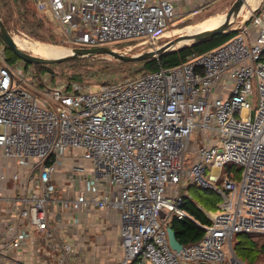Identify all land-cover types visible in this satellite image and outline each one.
Returning a JSON list of instances; mask_svg holds the SVG:
<instances>
[{"label":"built area","instance_id":"2783aa9c","mask_svg":"<svg viewBox=\"0 0 264 264\" xmlns=\"http://www.w3.org/2000/svg\"><path fill=\"white\" fill-rule=\"evenodd\" d=\"M31 2L76 46L125 43L129 53L160 47L175 16V0ZM263 3L216 48L112 83L43 82L24 60L2 59L0 156L22 161L26 173L0 174V181L16 182L17 204L3 225L8 239L0 256L25 243L28 223L44 235L56 264H79L77 248L53 221L48 184L72 148L89 154L93 170L86 189L110 187L99 196L58 203L72 210L92 204L119 210L121 264H227L224 245L236 233L264 234ZM197 130L204 141L188 169ZM228 165L242 168L239 178L227 174ZM190 182L218 193L221 201L217 211L205 210L211 223L199 222L203 236L175 249L168 227L172 218H191L183 192Z\"/></svg>","mask_w":264,"mask_h":264},{"label":"crops","instance_id":"0c3cea01","mask_svg":"<svg viewBox=\"0 0 264 264\" xmlns=\"http://www.w3.org/2000/svg\"><path fill=\"white\" fill-rule=\"evenodd\" d=\"M220 1L175 0L174 17L187 21L207 11H211L207 13H217L223 9ZM75 149L80 148H72L66 153L65 158L56 166V170L48 182L52 189V196L55 198V201L51 203V209L54 213L53 221L60 225L62 232L77 248L79 264H121L123 259L122 219L119 210L99 208L93 204L89 208L81 207L72 210L66 209L58 203L60 198L99 196L110 187L107 184H100L94 191L86 189L85 177L91 174L93 170L91 160L88 168L75 164V161H72ZM14 172H19L21 176L26 173L22 161L18 162L0 156V174L12 175ZM80 173L82 174L79 177ZM15 185L16 182L5 183L0 181V195L8 197V200H0V245L8 239L3 225L14 217L13 213L17 205L16 202L12 201ZM31 185L34 187L33 183ZM188 186L187 188H189ZM185 195L197 203L201 209L206 210L200 202H196L189 195V190H186V187ZM218 196L221 201V196L219 194ZM220 201L217 202V206ZM58 213L60 218L57 217ZM25 227L28 231L25 243L18 248L5 250L0 256V264H56L44 235L34 231L28 223Z\"/></svg>","mask_w":264,"mask_h":264},{"label":"rangeland","instance_id":"374dc122","mask_svg":"<svg viewBox=\"0 0 264 264\" xmlns=\"http://www.w3.org/2000/svg\"><path fill=\"white\" fill-rule=\"evenodd\" d=\"M235 0H221L220 2L222 3V11H219L217 13H207V12H211V11H207L205 13H201L198 14L195 18H190L187 21H183L178 17H173L171 20L169 19L168 21V25L166 28V30H164L166 32V35L162 38V40L159 42L160 45H163L165 43H167L169 40L174 39L175 37H177L178 35H180L181 33H173L172 35L167 36V33L169 31L172 30H180L183 29L184 27H187L191 24H195L200 22L201 20L213 16V15H217V14H226V12L229 10V8L232 6L233 2ZM6 5L4 6V12H12L13 15H8L9 17V26L8 29L11 31V33L13 34V36H20L23 38H27L30 40H38L42 43L45 44H50V45H55V46H62L66 49H72L74 47H76V45L74 43H72V41H68V38L65 34V32L62 30V28H60L57 24H55L54 21H52V19L50 18V16L48 15H44L42 13L38 14L37 12V17L43 19L44 21V26L41 28V34L43 36L45 35H49V34H53L55 35V38L58 40V44L52 43L49 40H42L39 37L33 36L30 31L23 25L22 23V19L19 18V13L14 9L13 10V5L10 2H6ZM28 13L31 16L32 12L36 10L35 5L30 1L28 4ZM253 7H256V4H253ZM245 9L247 10V8L245 7ZM263 11H264V3H263ZM263 11H259V14H262ZM7 17V19H8ZM4 20V19H3ZM237 20V24L235 26L238 27L241 23V21L243 20V16H238L236 18ZM5 22V21H4ZM237 29V28H236ZM221 35V34H219ZM230 36H220L217 38H213L212 40L206 41V42H202L201 45L203 47V52H199L196 54H202L205 53L211 49L216 48L217 46L227 42L229 40ZM118 44H122L120 46H117ZM125 43H113V44H109V46H112L113 48L119 50V51H124L125 46L123 45ZM117 46V47H115ZM68 47V48H67ZM148 47H136L133 48V50L130 53H141L144 51H147L149 49H147ZM29 52H32L34 54H37L35 52H33L32 50H28ZM39 55V54H37ZM96 59L91 61L89 64H85L83 66V69H85L86 67L91 69V70H98L101 67H103L104 65H106L108 62H113L115 63V66H117L119 69H117L116 71V75L113 79L120 80L123 79L125 77H130V76H134L137 75L138 73L142 72L143 69L142 65L140 64L141 62H132L131 64H123L120 65L117 62V60H115L113 57L109 56V55H99V56H95ZM6 60L8 62H10L11 64H17L19 62H22L23 60L21 58H19L15 52L9 47L7 46V44L4 42V40L0 37V62H2L3 60ZM120 61V60H119ZM26 62V61H25ZM31 66L32 69H35L37 77L40 78L41 81L44 82V79H46L48 81L52 80L54 83H67V82H71V81H77L79 83L88 85V86H98L100 84H102L103 81H106V79L103 80H97L94 77H87L84 79L79 80H75L73 79L71 76L73 74V72L75 71V69H78V65L77 64H73V63H64L61 65H56L53 66L50 70H47L46 72L42 73L38 70V67L35 66L32 63H28ZM48 77V78H47ZM115 82V81H113ZM204 141V133L202 131L197 130L192 138V141L190 143L191 148L188 150L187 153V157H188V161H187V168L189 169L193 164L194 161L196 159L197 156V152H196V147L202 143ZM74 158L72 159V161H75V164H77L78 166L83 165L84 167L88 168L90 165V158H89V154L87 155V152L85 151V149H75L74 150ZM87 155V156H86ZM226 170L228 171L227 174H229L230 172H232L234 174L235 177L239 178L241 173H242V168H240L239 166L236 165H228L225 167ZM88 170V169H87ZM84 171V170H83ZM85 173V172H82ZM79 174V177L81 176V174ZM232 175V174H231ZM188 185H186V190H189V195H191L194 200L197 202H200L201 205L207 210V211H212L215 212L218 209L217 206V202L220 201V197L218 196V194L216 192L204 189L202 187H199L196 184H193L192 182H190V186H188L189 188H187ZM183 192H185V188L183 190ZM174 218H172L170 220V226L173 222ZM224 249L226 252V263L227 264H264V234L261 233H254V232H240V233H236L232 239L231 242H227L224 245Z\"/></svg>","mask_w":264,"mask_h":264},{"label":"trees","instance_id":"16d2710c","mask_svg":"<svg viewBox=\"0 0 264 264\" xmlns=\"http://www.w3.org/2000/svg\"><path fill=\"white\" fill-rule=\"evenodd\" d=\"M31 0H0V12L2 15V18L5 21V24L10 28L9 26V17L8 15H13L12 12H4V6L6 5V2H10L15 9L19 13V18L22 19L23 25L30 31V33L33 36L39 37L42 40H49L52 43L58 44V40L55 38V35L49 34L43 36L41 34V28L44 26L43 19L37 17V13L39 11L36 9L32 12L31 16L29 15L28 11V4ZM37 12V13H36ZM220 14V13H219ZM11 15V16H12ZM218 15V14H217ZM215 16V15H213ZM8 17V19H7ZM208 18V17H207ZM206 19V18H205ZM204 20V19H203ZM202 21V20H201ZM238 30L235 29L231 31L230 33H223L221 35H216L210 39L203 40L197 44L193 45H187L186 47H183L181 49L165 53L162 55H159L158 57H153L151 59H147L144 61H140L142 68L147 71H155L158 70L161 67H169L174 66L176 64H179L183 61H186L191 56L196 55V53L203 52V47L201 45L202 42H206L209 40H212L213 38H217L220 36H234L237 34ZM230 37V38H231ZM122 44H118L117 46H120ZM115 46V47H117ZM99 56V55H96ZM95 56H86L83 58H74L65 60L63 62H57V63H49V64H42V63H32L35 66L38 67V70L42 73L46 72L47 70H50L53 66L66 64V63H73L78 65V69H75V71L72 74V78L75 80H81L87 77H94L98 81L101 79H106V81H103L102 84L106 83H112L113 81H116V79H113L116 75L117 69H119L117 66H115V63L108 62L106 65L101 67L98 70H91L89 68L83 69V66L85 64H89L91 61L95 60ZM117 60V59H115ZM118 64H131L132 62H124L117 60ZM143 70V71H145ZM118 81V80H117ZM226 170V168H225ZM200 187V186H199ZM209 190V189H207ZM211 191V190H210ZM185 210L190 214V217L187 218H177L175 217L171 226L176 230L177 238L183 245H188L192 242H195L199 240L203 234L204 230L199 225L200 223L203 224H210L211 219L206 215V212L201 209L197 203H195L190 197L185 195V204H184Z\"/></svg>","mask_w":264,"mask_h":264},{"label":"water","instance_id":"95a60500","mask_svg":"<svg viewBox=\"0 0 264 264\" xmlns=\"http://www.w3.org/2000/svg\"><path fill=\"white\" fill-rule=\"evenodd\" d=\"M245 2L246 0H235L232 6L229 8V10L226 12L225 19L222 21V23H220L216 27L210 29H204L202 31L190 35L180 34L174 39H171L167 43L161 45L160 47L147 50L141 53H129L127 51H119L113 48L112 46L103 45L97 47L76 46L71 49L72 52L57 57H46L42 55H37L32 52H29L28 50L20 47L17 44L13 34L6 26L2 18L1 12H0V37L4 40L7 46H9L15 52V54L19 58H21L22 60L28 63L52 64L57 62H63L69 59L83 58L86 56H96V55H109L114 59L124 62H139L181 49L183 47H186L187 45L197 44L203 40L210 39L219 34L230 32L228 28L231 25L232 21L236 20V18L239 16ZM185 39L191 40V43L187 45L178 46V44ZM57 217L60 218L59 213ZM168 235H169L170 245L173 248L181 249L183 247V243H181L177 238L176 230L172 226L168 227ZM201 264H209V263L203 261L201 262Z\"/></svg>","mask_w":264,"mask_h":264},{"label":"bare ground","instance_id":"6f19581e","mask_svg":"<svg viewBox=\"0 0 264 264\" xmlns=\"http://www.w3.org/2000/svg\"><path fill=\"white\" fill-rule=\"evenodd\" d=\"M261 1L262 0H246L239 16H243V18L247 19L249 17L250 13L260 5ZM253 4H256V7H253ZM245 7L247 8V10L245 9ZM224 19H225L224 13L218 14L215 16H210V17H208V18H206V19H204L198 23L191 24L187 27H184L183 29H180V30L176 29V30L169 31L167 33V36L172 35L173 33H181L184 35H190V34L202 31L204 29H210V28L216 27L220 23H222V21ZM241 22H243V20ZM236 24H237V20L232 21L228 30L234 29ZM14 38L20 47H22L26 50H32L33 52H35L39 55H42V56H46V57H57V56H61V55L72 52V50L69 49L68 47H67L68 49H66L62 46L45 44V43H42L38 40H30V39L23 38L20 36H14ZM190 43H191V40L185 39V40H182L178 44V46L187 45Z\"/></svg>","mask_w":264,"mask_h":264}]
</instances>
